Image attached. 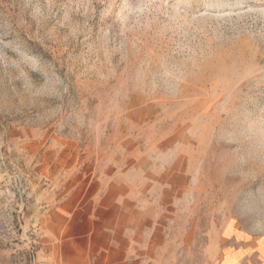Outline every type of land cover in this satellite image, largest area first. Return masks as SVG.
Returning a JSON list of instances; mask_svg holds the SVG:
<instances>
[{"label":"rangeland","instance_id":"374dc122","mask_svg":"<svg viewBox=\"0 0 264 264\" xmlns=\"http://www.w3.org/2000/svg\"><path fill=\"white\" fill-rule=\"evenodd\" d=\"M110 168L180 170L164 264H264V0H0V264Z\"/></svg>","mask_w":264,"mask_h":264},{"label":"crops","instance_id":"0c3cea01","mask_svg":"<svg viewBox=\"0 0 264 264\" xmlns=\"http://www.w3.org/2000/svg\"><path fill=\"white\" fill-rule=\"evenodd\" d=\"M37 264H164L180 170H65Z\"/></svg>","mask_w":264,"mask_h":264}]
</instances>
